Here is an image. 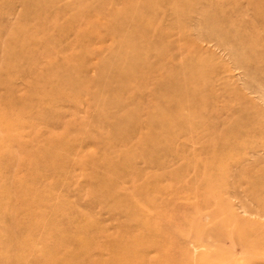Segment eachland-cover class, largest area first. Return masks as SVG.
<instances>
[{"label": "rangeland", "instance_id": "obj_1", "mask_svg": "<svg viewBox=\"0 0 264 264\" xmlns=\"http://www.w3.org/2000/svg\"><path fill=\"white\" fill-rule=\"evenodd\" d=\"M0 264H264V0H0Z\"/></svg>", "mask_w": 264, "mask_h": 264}]
</instances>
